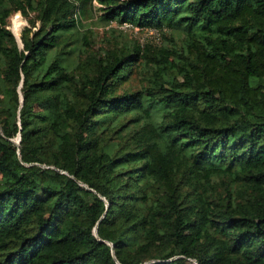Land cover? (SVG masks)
Returning a JSON list of instances; mask_svg holds the SVG:
<instances>
[{"label": "trees", "instance_id": "obj_1", "mask_svg": "<svg viewBox=\"0 0 264 264\" xmlns=\"http://www.w3.org/2000/svg\"><path fill=\"white\" fill-rule=\"evenodd\" d=\"M93 1L0 0V264H264V0Z\"/></svg>", "mask_w": 264, "mask_h": 264}, {"label": "rangeland", "instance_id": "obj_2", "mask_svg": "<svg viewBox=\"0 0 264 264\" xmlns=\"http://www.w3.org/2000/svg\"><path fill=\"white\" fill-rule=\"evenodd\" d=\"M93 5L97 8V10L93 12L95 13V18L99 17L102 12L99 10V8H101V4L99 3L98 0H94L93 1ZM33 16V15H32ZM20 18L21 20V26L19 27V34H15L13 27L14 24L16 23V20ZM89 21V20H88ZM117 23V22H116ZM26 26H30V22L28 19H26L21 12H17L15 14H13L12 16H10V18L8 19V28L11 29V31H13V33L15 34L17 41L20 45V47H22V41H21V37H22V31L24 30V28ZM107 28H109V26H106ZM21 28V29H20ZM97 28V31H99L100 33H103V29L104 26L103 25H98L95 26V29ZM126 35H128L130 38L135 39L136 41H139L140 43H147V42H155V40H157L156 36L152 33H145V32H136V31H132V30H128V31H123ZM18 36V37H17Z\"/></svg>", "mask_w": 264, "mask_h": 264}, {"label": "built area", "instance_id": "obj_3", "mask_svg": "<svg viewBox=\"0 0 264 264\" xmlns=\"http://www.w3.org/2000/svg\"><path fill=\"white\" fill-rule=\"evenodd\" d=\"M113 26H117L120 29L124 30V31H128V30H132V31H136V32H145V33H150V34H154L157 38L156 41H158L161 37V32L159 30H157L156 28H150V27H140L137 25H134L132 23H128V22H124V23H116V22H112Z\"/></svg>", "mask_w": 264, "mask_h": 264}, {"label": "water", "instance_id": "obj_4", "mask_svg": "<svg viewBox=\"0 0 264 264\" xmlns=\"http://www.w3.org/2000/svg\"><path fill=\"white\" fill-rule=\"evenodd\" d=\"M20 142V137L16 140V143L19 144Z\"/></svg>", "mask_w": 264, "mask_h": 264}]
</instances>
